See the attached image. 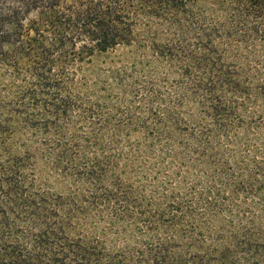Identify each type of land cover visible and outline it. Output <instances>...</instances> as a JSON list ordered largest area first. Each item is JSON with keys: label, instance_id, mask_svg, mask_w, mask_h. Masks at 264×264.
I'll return each mask as SVG.
<instances>
[{"label": "trees", "instance_id": "16d2710c", "mask_svg": "<svg viewBox=\"0 0 264 264\" xmlns=\"http://www.w3.org/2000/svg\"><path fill=\"white\" fill-rule=\"evenodd\" d=\"M263 106L264 0H0V264H264Z\"/></svg>", "mask_w": 264, "mask_h": 264}, {"label": "rangeland", "instance_id": "374dc122", "mask_svg": "<svg viewBox=\"0 0 264 264\" xmlns=\"http://www.w3.org/2000/svg\"><path fill=\"white\" fill-rule=\"evenodd\" d=\"M260 60H252L250 61V65L253 66L254 68L258 67L261 63ZM255 106L254 104H251V107ZM264 106L261 107L260 110H263ZM243 204L246 207L247 210H250V214L252 217H255L259 223H261V227L264 228V211H263V207L262 204H258L256 202H258L259 200L257 199V197H253V198H242Z\"/></svg>", "mask_w": 264, "mask_h": 264}]
</instances>
